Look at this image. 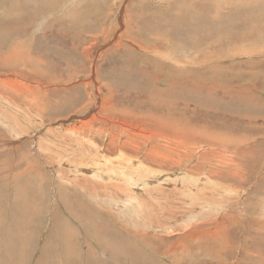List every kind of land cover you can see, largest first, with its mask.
<instances>
[{"label": "rangeland", "instance_id": "obj_1", "mask_svg": "<svg viewBox=\"0 0 264 264\" xmlns=\"http://www.w3.org/2000/svg\"><path fill=\"white\" fill-rule=\"evenodd\" d=\"M50 1L0 0V264L27 183L109 226L61 264H264V0Z\"/></svg>", "mask_w": 264, "mask_h": 264}, {"label": "bare ground", "instance_id": "obj_2", "mask_svg": "<svg viewBox=\"0 0 264 264\" xmlns=\"http://www.w3.org/2000/svg\"><path fill=\"white\" fill-rule=\"evenodd\" d=\"M50 1V0H49ZM56 1V0H55ZM54 1V2H55ZM51 2V1H50ZM47 3V2H46ZM53 3V2H52ZM51 5V4H50ZM16 8H20L18 5L16 6ZM86 8V7H85ZM20 11V10H19ZM47 12V11H46ZM12 13V12H11ZM23 14V13H22ZM9 16V15H8ZM7 19H11L8 18ZM248 17V15H247ZM6 18V17H5ZM245 18V17H244ZM14 20V18H13ZM12 21V20H11ZM18 23V21H17ZM4 25V24H3ZM2 25V26H3ZM11 25V24H10ZM9 25V27H10ZM13 26V25H12ZM25 47V46H24ZM11 49V48H10ZM14 49V48H12ZM9 50V49H8ZM26 50V49H25ZM17 51V50H16ZM24 51V50H23ZM27 51V50H26ZM30 51V50H29ZM27 51V52H29ZM9 52V51H8ZM13 52V51H12ZM15 53V52H14ZM17 53V52H16ZM30 53V52H29ZM28 54V53H27ZM26 54V56H27ZM31 54V53H30ZM5 55V54H4ZM7 56V55H6ZM5 57V56H4ZM23 57V56H22ZM42 57V56H41ZM36 58V57H35ZM6 60V59H5ZM22 61V59H21ZM30 61V60H29ZM9 62V61H8ZM39 65V64H38ZM15 66V65H14ZM32 66V65H31ZM35 66V65H34ZM46 66V65H45ZM38 67V66H37ZM44 67V65H43ZM40 68V67H39ZM3 69V68H2ZM10 69V68H9ZM15 69V68H14ZM11 70V69H10ZM19 70V69H18ZM22 70V69H21ZM30 71V70H29ZM33 71V70H32ZM41 72V70L39 71ZM10 81V80H9ZM7 102V101H6ZM8 103V102H7ZM140 163V162H139ZM133 164L136 165L137 161L133 160ZM139 165V164H138ZM78 170H81L80 168ZM90 172H95L94 169L89 168ZM79 174H76V176H78ZM39 184V183H38ZM23 186V185H22ZM25 187L29 190V198H30V204L28 206H26L25 212L26 214H24V216L20 219H17L16 221H11L9 222L10 227L12 226L13 229H16V234H17V239L15 238L14 234L9 235L10 239L13 240L12 243H10L9 245L6 244V247H13L12 250L18 251L19 249L23 248L24 246L27 247V249H29L30 247L23 244V240L25 238V232L30 233L31 237H33L34 235H36V233L39 231V229L42 227V223H43V218H45L48 223H49V228L47 229V232L45 233V239L43 244L40 246L39 251L35 257L34 260V264H51L49 263L51 261V259H49L51 257V255L53 254L54 250L56 252L54 259V264H61L64 262H61V256H59L58 254L63 255V253L65 254L67 252V254H71V256L73 254H75L76 250L73 251V249L75 248V246L78 245L77 240L74 238V234L71 230L76 231L78 229H80L82 226L86 227V231H80L82 236H83V241H81L80 239V246L81 244H85L86 245V240L88 237L87 234V225L84 223V218L86 217V214H88L89 211V206L91 205L89 203H81L79 199V197L77 196V194H79V192H74L73 194H70L67 192V190L65 189V186H57L56 187V198H55V203L58 207V209L56 210L58 212V215H51L49 214L48 216L46 215L45 212H43L44 209H42L43 207V203L45 201V199L49 196L50 193V186H29V184L27 183V185H25ZM13 189H11L10 191H16L18 186H12ZM52 189V188H51ZM80 189V188H79ZM109 189H115L116 191H121L123 190L122 188H120L119 186H96L93 187L92 189H80L81 192L82 190H86L87 193H89L91 196L94 197H102L106 194L107 191H109ZM20 191V190H19ZM12 195V194H11ZM21 195V194H19ZM23 195V194H22ZM81 195V194H80ZM83 195V194H82ZM18 196V195H16ZM28 196V195H27ZM26 196V197H27ZM128 196V195H127ZM25 197V196H24ZM129 197V196H128ZM17 198V197H16ZM14 198V199H16ZM76 199L74 201L68 202V199ZM21 199V198H20ZM70 199V200H71ZM19 200V199H18ZM101 200V199H100ZM128 201V200H127ZM43 202V203H42ZM85 202V201H84ZM13 204V203H12ZM27 204V201H26ZM131 204V203H130ZM30 206V212L28 213V209ZM66 206V207H63ZM110 208H112V205L110 206ZM24 209V208H23ZM22 210V209H21ZM42 210V211H41ZM8 211V210H7ZM11 211V210H10ZM9 211V212H10ZM120 211V210H119ZM45 213V214H44ZM1 214V212H0ZM8 214V213H7ZM12 214V213H11ZM44 214V217H43ZM63 214V215H62ZM10 216V215H9ZM120 216V215H119ZM13 219L15 217H12ZM3 219V218H2ZM9 219V218H7ZM126 221V220H125ZM129 221V220H128ZM4 223V222H3ZM116 223V222H115ZM129 223V222H128ZM7 225V223H6ZM90 226V224L88 225ZM92 228V232H93V237H92V241L94 240H98L96 237V233L98 231H101L105 236V241L108 245L112 244V236L106 232V230L104 228H109V226H102V225H97L95 229H93L92 226H90ZM119 228H122L121 226H118ZM5 229V228H4ZM124 230V229H123ZM126 230V229H125ZM136 230V229H135ZM121 231V230H120ZM3 232V231H2ZM131 233V232H130ZM138 234V233H137ZM77 235V234H76ZM3 236V235H2ZM7 237V234H6ZM136 237V236H135ZM141 237V236H140ZM139 238V237H138ZM7 240V239H5ZM143 240V239H142ZM2 242V241H1ZM31 243V242H30ZM148 243V242H147ZM144 247V246H143ZM52 249V250H51ZM36 250V249H35ZM87 250V254L90 253L89 249H85ZM5 251V250H4ZM126 251V250H125ZM5 253V252H3ZM13 254L17 255V260L16 263L17 264H23V257L19 256L18 252H12ZM27 253V252H26ZM79 253V252H78ZM93 253V252H91ZM150 253V252H149ZM134 254V252H133ZM141 254V253H140ZM57 255V256H56ZM136 255V254H135ZM71 256H69V258H71ZM138 256V255H137ZM140 256V255H139ZM85 257V256H84ZM146 257V256H145ZM136 258V257H135ZM49 259V260H47ZM86 259V258H85ZM140 260V258H139ZM65 261V260H63ZM67 261V259H66ZM73 261V260H72ZM81 261V260H80ZM142 261V260H141ZM140 261V264H143ZM149 261V260H147ZM71 262V261H70ZM78 262V260H77ZM146 262V261H145ZM134 263H139L137 262V260L134 261ZM53 264V263H52ZM66 264V263H65ZM82 264V261H81ZM89 264H92V262H89ZM147 264V263H146ZM153 264V263H152Z\"/></svg>", "mask_w": 264, "mask_h": 264}]
</instances>
